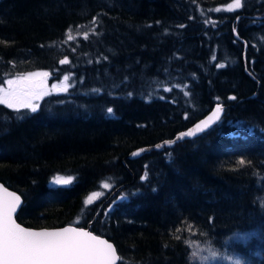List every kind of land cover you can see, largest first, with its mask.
I'll use <instances>...</instances> for the list:
<instances>
[{
	"label": "trees",
	"instance_id": "1",
	"mask_svg": "<svg viewBox=\"0 0 264 264\" xmlns=\"http://www.w3.org/2000/svg\"><path fill=\"white\" fill-rule=\"evenodd\" d=\"M230 2L0 0V83L38 69L71 82L36 113L0 104V181L23 198L19 222L90 225L117 264H203L196 247L264 264V0ZM216 102L207 131L130 157Z\"/></svg>",
	"mask_w": 264,
	"mask_h": 264
},
{
	"label": "snow or ice",
	"instance_id": "2",
	"mask_svg": "<svg viewBox=\"0 0 264 264\" xmlns=\"http://www.w3.org/2000/svg\"><path fill=\"white\" fill-rule=\"evenodd\" d=\"M241 7L242 0H233L232 3L227 5V10L232 11ZM215 10L220 11L219 8ZM95 19L94 17L93 23H95ZM209 22V20H205V24ZM211 23L215 26L214 21H211ZM179 27H184V25ZM236 35L238 37L239 33H236ZM84 38H88V33H84ZM68 39L71 40L73 37L69 35ZM211 59L215 61L216 56L213 55ZM59 63L62 65L69 63L68 58L65 57ZM215 66L224 68L226 65L217 63ZM49 75V72L44 71L8 79L6 81L8 87L6 89L0 87V104L7 105L8 108L16 111L28 109L30 112L36 113L40 107L37 101L49 94L44 79ZM68 81L69 76L65 75L63 83L60 85L53 84L52 88L58 92H67L71 86L67 83ZM187 87L188 85L184 84L182 90L187 89ZM173 88H181V85L177 83L172 87H165L163 90L171 92ZM183 94L187 97L190 93L184 90ZM129 95L131 96V93ZM160 98L163 99L164 97ZM229 99L234 100L236 97L231 96ZM222 112L223 105L217 103L215 108L211 110L210 115L200 120L192 128L180 133L176 139L157 144L156 149L162 150L165 147H171L178 140L185 137L191 138L204 132L212 124L221 120ZM107 113L113 114V109L111 107L107 108ZM187 118L188 115L185 113V119ZM248 130L251 132L252 128L250 127ZM141 151L145 150L141 149ZM137 154L133 153V155ZM239 163L244 164L245 161L241 159ZM147 175L146 172L142 180L146 179ZM72 180V177H55L54 183L67 185ZM111 186L108 182L101 185L103 189H109ZM2 187L0 185V188ZM3 191L5 196L0 197V264H115L117 257L113 245L82 228L65 227L53 231H33L21 227L13 218V214L16 213L21 203V197L13 192H8L7 189H3ZM93 196L99 197L101 192L90 195L84 202L86 206L93 203ZM211 255L213 259H218L216 252H212ZM192 256L196 257L197 253L193 252ZM204 259L208 258L204 257ZM228 259L232 264H241L239 258L233 259L229 256Z\"/></svg>",
	"mask_w": 264,
	"mask_h": 264
},
{
	"label": "water",
	"instance_id": "3",
	"mask_svg": "<svg viewBox=\"0 0 264 264\" xmlns=\"http://www.w3.org/2000/svg\"><path fill=\"white\" fill-rule=\"evenodd\" d=\"M217 103H221V102H216V103H214V105L211 107V109H210L207 113H205L204 115H202L201 117H199L198 119H196L195 121H193V122H192L189 126H187L186 128L180 130V131H179V132H178L173 138L165 139V140H163V141H161V142H159V143H156V144H153V145H150V146H145V147H141V148H136V149H134V150L130 153V157H131V158H137V157L143 155L145 152L150 151L151 149H156L155 146H156L157 144H163V142H165V141H169V140H174V139H176L180 133L187 131L188 129L192 128L196 123H198L200 120H203V119L206 118L208 115H210L211 110H213V109L215 108V106H216ZM221 104H222V103H221ZM222 105H223V104H222ZM224 112H225V111H224V106H223V112H222L221 118L223 117ZM218 122H219V121H217V122H215L214 124H212V125L210 126V128H211L213 125H215L216 123H218ZM210 128H209V129H210ZM207 130H208V129H207ZM207 130H205V131H207ZM205 131H204V132H205ZM202 133H203V132H202ZM200 134H201V133H200ZM198 135H199V134H198ZM198 135H196V136H198ZM196 136H194V137H196ZM191 138H193V137H191ZM185 139H188V137H185V138H183V139H181V140H178V141H182V140H185ZM141 149H144L145 151H141ZM133 153H138V154H137V155H133ZM0 185L3 186L2 188H0V197L5 196V193H4L3 189H7L8 192H13V193H15L16 195H19V196L21 197V203H20V205L18 206L16 213L13 214V218L16 220V223H18L21 227H24V228H26V229H30V230H33V231H42V230L53 231V230H59V229L65 228V227L82 228L83 230H85V231H89V232H91L93 235L98 236L100 239L106 240L108 243H111V244L113 245V248H114V250H115L116 257H117V259H116V261H115V264L118 263L120 256H119V253H118V251H117V248H116L115 244H114L110 239H108L107 237L102 236V235H99V234H96L94 231H92L91 228H90V225H88V226H78V225H75V224H72V223H68V224H65V225H62V226H57V227H32V226H27V225L22 224V223L19 222V221L17 220V218H16V214H17L18 211L20 210L21 205H22V203H23V198H22V196L20 195L19 192H17L16 190H14V189L8 187V186L5 185L2 181H0Z\"/></svg>",
	"mask_w": 264,
	"mask_h": 264
},
{
	"label": "rangeland",
	"instance_id": "4",
	"mask_svg": "<svg viewBox=\"0 0 264 264\" xmlns=\"http://www.w3.org/2000/svg\"><path fill=\"white\" fill-rule=\"evenodd\" d=\"M233 2V0H231V2L230 3H232ZM229 3V4H230ZM227 7V6H226ZM44 71H47V72H49L48 70H46V69H38V70H33V71H29V72H27V73H25V74H22V75H19V76H25V75H28V74H30V73H36V72H44ZM65 75H68L69 76V81L67 82L69 85H71L70 83V74H68V73H66V74H64V75H62V77H60V79H58V80H55V81H53V82H50V81H48V77L47 78H44L45 79V81H46V90L49 92V93H52V92H56V90H54L53 88H52V85L53 84H56V85H60V84H62L63 83V77L65 76ZM18 77V76H17ZM16 78V77H15ZM8 79H14V78H6V79H4V81H2L1 83H0V87H2V88H7L8 86H7V83H6V81L8 80ZM38 102V101H37ZM55 177H61V178H67V177H72L71 175H63V174H58V175H56V176H54L53 177V179H52V184H55L54 183V178ZM73 178V177H72ZM104 182H108V181H103L102 182V184L104 183ZM108 183H110V182H108ZM101 184V185H102ZM111 184V183H110ZM58 185V184H57ZM61 185H64V184H61ZM112 185V184H111ZM112 187V186H111ZM110 187V188H111ZM105 190H107V189H105ZM95 192H101V195L105 192L104 191V189L103 188H100V189H98V190H95V191H93V192H91L89 195H88V197L90 196V195H92L93 193H95ZM96 198H98V197H95V196H93V200L94 199H96ZM194 252H196L197 253V256L195 257V258H197L198 260H200V261H202L203 262V264H209V263H212V264H221V263H226V261L227 262H231L229 259H228V257L229 256H231L230 254H227L226 256H224L223 257V259L224 260H226L225 262H219L218 260H219V257H218V259H213L212 258V252L209 250V251H207V248H201V247H196L195 249H194ZM204 257H207L208 259H204ZM232 257V256H231ZM233 259H237L238 257L236 256V257H232ZM223 259H221V261H223ZM207 262H209V263H207ZM218 262V263H217ZM232 263V262H231Z\"/></svg>",
	"mask_w": 264,
	"mask_h": 264
},
{
	"label": "bare ground",
	"instance_id": "5",
	"mask_svg": "<svg viewBox=\"0 0 264 264\" xmlns=\"http://www.w3.org/2000/svg\"><path fill=\"white\" fill-rule=\"evenodd\" d=\"M162 141H163V140H162ZM160 142H161V141H160ZM158 143H159V142H158ZM152 145H153V144H152ZM148 146H150V145H148ZM143 147H145V146H143ZM139 148H141V147H139ZM151 150H152V149H151ZM151 150H150V151H151ZM148 152H149V151H148ZM145 153H146V152H145ZM145 153H144V154H145ZM144 154H143V155H144Z\"/></svg>",
	"mask_w": 264,
	"mask_h": 264
}]
</instances>
